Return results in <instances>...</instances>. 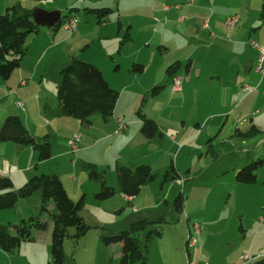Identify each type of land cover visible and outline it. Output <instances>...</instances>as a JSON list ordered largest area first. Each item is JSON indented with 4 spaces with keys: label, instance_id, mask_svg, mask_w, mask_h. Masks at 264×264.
Listing matches in <instances>:
<instances>
[{
    "label": "crops",
    "instance_id": "obj_1",
    "mask_svg": "<svg viewBox=\"0 0 264 264\" xmlns=\"http://www.w3.org/2000/svg\"><path fill=\"white\" fill-rule=\"evenodd\" d=\"M16 1L0 0V11L10 7L13 2L16 4ZM70 1L66 4L71 7L66 20L82 8L86 23L81 25L78 19L76 31L66 30L62 22L58 25L61 29L41 27L29 38L27 54L20 66L9 78L0 76V128L7 116L18 115L38 141L48 136L53 142L52 157L39 161L34 147L0 141V175L12 178L14 190H18L34 175L56 174L73 201L83 195L86 200L89 199L90 193L96 192L100 185L89 178L90 159L80 153L111 137L114 140H138L143 146L139 157L132 154L116 158L108 164L111 169L109 173L117 183L115 171L118 165L134 167L143 163L153 169L156 164L162 163L166 167L169 159L164 150L168 151L172 160L171 148L176 151L175 162L179 166L178 159L184 148L190 145L188 153L191 154L193 144L203 131L212 136L220 123L227 130H231V127L247 129L253 125L256 127L255 134L264 133V75L255 70L258 50L252 45V41L264 45V0H195L192 5L187 4L186 0H145L148 6L144 11L139 8V2L145 3L141 0H84L79 8ZM107 4L115 9L112 8L113 14L108 22L104 18V22L103 19L92 21L90 18L93 15L85 10ZM44 8L61 9L57 6ZM72 8L75 9L70 11ZM233 16H238L239 21L230 26L227 20ZM127 33L129 38L123 40ZM97 41L102 42L101 53L95 47ZM88 51L90 54L86 55ZM73 58L97 65L116 90L118 72L124 67L131 80L121 84V91L129 92L130 96L136 92V88L131 90L134 79L138 77L135 74H142L148 66L156 65L155 75L159 73V77H164L165 73L167 78L164 87L171 84L172 89L174 77L182 78V89L174 92L183 98L184 106L189 97L201 99L198 104L195 101L191 104L196 106V110L192 112L191 109L183 114L182 127H176L179 124L174 122L159 124L154 116L162 135L152 140L146 139L141 132L142 121L138 115L135 117L132 111L129 112L132 107H122L119 98L110 117L104 118L95 113L91 125L84 126L79 119L65 115L59 102L49 100L51 98L48 96L57 95L60 71ZM176 62L179 66L175 75L170 76L167 69ZM134 64H141L142 71L133 70ZM161 82L163 80L153 81L152 87ZM249 86L252 90H247ZM19 102L23 106H19ZM42 103H45L44 111L40 108ZM121 125H125V128L117 133ZM54 133L58 141L53 140ZM77 133L81 139L78 149L73 152L69 141ZM232 135L238 134L234 132ZM154 144H159L157 153L153 149L158 145ZM81 145L85 148L80 149ZM77 154L83 162L81 166L75 158ZM181 180L183 182L184 178L181 177ZM118 189L121 192L120 186ZM143 193L155 195L154 201L142 202L139 196ZM123 196L133 207L129 222L156 219L158 214L155 212L161 209L163 199L169 203L168 199L158 194L157 185L150 183L144 185L135 197ZM40 205L41 191L19 198L14 211L0 210V224L36 216L40 212ZM53 206L51 203V211L54 210ZM182 211L185 213V206ZM191 218L190 214L187 215V219ZM45 219L47 228L33 230V240L23 241L11 253L0 249V264H51L52 220L50 215ZM200 235L203 240L202 231ZM198 245L200 241L193 246V253L199 252L201 246ZM106 248L108 263L112 259L120 260V244H111ZM188 255L191 257V251H188ZM243 255H240L238 264H244ZM258 256L255 262L261 261Z\"/></svg>",
    "mask_w": 264,
    "mask_h": 264
},
{
    "label": "rangeland",
    "instance_id": "obj_2",
    "mask_svg": "<svg viewBox=\"0 0 264 264\" xmlns=\"http://www.w3.org/2000/svg\"><path fill=\"white\" fill-rule=\"evenodd\" d=\"M83 1L71 0L70 2H74L77 4L76 7L79 8ZM141 1L145 3L139 2L141 3L139 8L144 11L148 6L147 1ZM16 2V4L20 3L23 7L29 9L60 10L63 14L62 22L69 16L68 10L71 8L66 5L69 0H18ZM14 4L13 2L10 6ZM44 6H57L61 9H46ZM101 6L111 7L108 4ZM80 10L75 16L83 25L86 23L85 15L82 8ZM5 12L6 8L0 11V15ZM90 14L93 15L90 18L92 21L98 20L95 14ZM112 14L113 12L104 18L106 22L109 21ZM104 19L102 22H104ZM58 28L61 29V26ZM95 47L98 48L99 53L102 52V42L97 41ZM89 54L90 51L86 53V55ZM156 71V65H152L148 66L144 73L135 74L138 77L136 80L134 79L133 89L131 90L136 88V92L135 95L130 96L129 92L122 93L121 91V84H127L131 80L129 79V73L125 72L123 67L118 72V81H116L118 84L116 88L120 92L121 106L128 105L132 107L129 112L132 111L135 117H137L138 109L142 108V111L148 117L150 116L149 118L155 120L156 117L159 124L174 122V124H179L176 127H182L183 114L191 109L192 112L196 110V106L191 104L194 101L198 104L201 97L196 98V100L194 96L189 97L187 99L188 103L184 106L183 98L172 91L171 84L164 87L158 95H149L152 84H154L153 81L163 80V83L158 84L161 86L167 81L165 73L163 74L164 77H159V73L155 75ZM139 88L142 89L138 91ZM48 96L51 98L49 100L57 103V95ZM143 98H146V100L143 101ZM44 106L45 103H42L40 107L42 111L45 109ZM221 126L220 123L212 136L207 135L204 130L193 144L194 148L191 154L188 153L191 148L190 145L185 147L178 159L180 167L175 162L177 154L174 148L170 150L172 160L168 151L164 150L169 159L166 167H163L162 163L153 167L156 178L150 182V185L155 186L156 184L158 194L168 199L169 203L167 204L163 199L161 209L155 212L158 214L156 218L164 217L167 222L163 224L162 238H155L149 244V264H197V262L198 264H238L241 254H246L251 258L257 257L258 252L264 255V163L257 170L256 182L245 183L238 181L236 178L238 172L249 163L258 160L264 161V133H253L243 137L232 135L234 132L237 134L236 127L227 130L226 127ZM252 127L253 125L247 129L241 128L239 131L249 132ZM220 128H222L221 132H219ZM53 135L55 136L53 140L58 141L56 133ZM154 145H158L153 149L157 153L159 144ZM83 148L81 145L80 149ZM142 149L143 146L138 140L132 141L130 138L114 140L111 137L100 141L91 149H84L80 153V155L86 156L85 158H89V162L98 165V171L101 175L99 178H91L90 171L88 172L89 178L97 181L100 185L96 192L101 190L102 176H104L107 185L116 189V194L109 199L98 200L95 197L96 192H94L90 193L89 199L84 200L81 215L90 225V228L78 243H75L70 236L65 239L66 258L64 264H109L108 251L106 250L108 248H106L102 236L110 233V230L118 233L126 228L130 223L128 220L131 218L133 207L119 191V180L116 171L117 183L109 173L111 169L108 164L116 158H124L132 154L139 157ZM80 155L77 154L75 158L81 166L83 162L79 160ZM172 161L177 172L184 178L183 182H181V177L176 180H165V172L169 169ZM181 193L185 196V213L177 210L175 204L176 197ZM154 196L150 193H143L139 197L142 202L148 203L154 201ZM81 197L75 199V202L79 201ZM14 209L15 207H12L7 211H14ZM189 214L192 217L190 220L187 219ZM46 216L48 214H45ZM20 220L7 221L5 224L19 222ZM194 222L200 225L204 236L203 240H201L200 233L196 237L197 242L200 241L198 247H201L199 252L193 253L195 247L188 248L186 240H188V235L193 232L192 224ZM69 233L73 234L74 228H71ZM188 251H191V257H189ZM263 259L264 256L258 258V260ZM112 262L120 264V260L117 258ZM51 264H53L52 260Z\"/></svg>",
    "mask_w": 264,
    "mask_h": 264
},
{
    "label": "trees",
    "instance_id": "obj_3",
    "mask_svg": "<svg viewBox=\"0 0 264 264\" xmlns=\"http://www.w3.org/2000/svg\"><path fill=\"white\" fill-rule=\"evenodd\" d=\"M36 1V0H35ZM72 8L70 11L74 10ZM87 12L96 15L98 20L108 16L113 10L111 8H86ZM33 9L23 7L20 3L14 4L0 15V76L7 79L17 69L27 54L28 40L40 30L33 18ZM264 14V6H263ZM64 21V20H63ZM58 25L54 28L56 29ZM129 38L127 33L123 40ZM179 63L171 64L167 72L170 76L175 75ZM141 64H134L133 70L142 71ZM60 84L57 89L59 107L67 116L80 120L84 126L92 123L95 113L108 118L113 114L119 91L113 88L105 78L102 70L95 64L79 58H73L60 71ZM164 86L152 87L149 95H158ZM146 98H143L145 101ZM137 115L142 121L141 132L148 140L162 135L156 120L149 118L139 108ZM256 131L253 126L249 132L237 130V134L243 137L252 135ZM0 141H12L20 145L32 146L38 152L39 161L52 157L53 144L46 136L44 141H38L27 129L18 115H9L0 128ZM264 163L263 160L253 161L243 167L237 174V180L245 183L257 181V170ZM89 174L91 178H99L101 175L97 165L89 163ZM121 192L129 197L140 194L144 185L156 178L153 169L148 164H139L134 167L120 164L116 167ZM181 176L175 169L173 163L165 172V180H176ZM41 191V208L36 216L21 219L19 222L0 224V249L6 252H14L25 240H33V230H45L47 221L45 214L51 216L53 228L51 234V256L53 264H64L66 254L64 242L67 237H72L75 243L85 235L90 225L81 215L84 205V195L79 201H73L67 193L62 180L56 174H39L28 179L18 190H14V183L10 176L0 175V210L15 206L19 198H26ZM116 194V189L107 185L105 177L102 176V186L95 193L98 200L109 199ZM185 196L183 193L176 197L177 210L182 211ZM54 204V210H50V204ZM167 220L164 217L149 219H138L118 233H107L102 236L106 246L111 244L121 245L120 264H149L148 247L153 239L161 237L163 224ZM74 228V233L69 230ZM264 260V259H263ZM263 260L254 264H260ZM109 264H113L112 260Z\"/></svg>",
    "mask_w": 264,
    "mask_h": 264
},
{
    "label": "built area",
    "instance_id": "obj_4",
    "mask_svg": "<svg viewBox=\"0 0 264 264\" xmlns=\"http://www.w3.org/2000/svg\"><path fill=\"white\" fill-rule=\"evenodd\" d=\"M186 2L187 4L192 5L194 4L195 0H186ZM238 21H239L238 16L230 17L227 20L230 26H234ZM77 24H78V19L75 16L69 17L67 20L62 22L63 27L66 30H70V31H76ZM252 45L258 50V59L256 61L255 70L259 74L264 75V45H261L256 41H252ZM172 89L173 91H180L182 89V78L181 77L179 76L174 77ZM247 90H252V88L249 86ZM18 105L23 106V103L19 102ZM124 128H125V125H121L116 132L120 133ZM80 139H81L80 134H74L72 138L70 139L69 142L71 144L73 152H76V150L78 149L77 145ZM200 231H201L200 225L198 223H194L193 232L188 235V240H187L188 247H193L196 244L197 242L196 237L199 235ZM261 256L263 257L264 255H259L258 257H261ZM256 258L257 257L251 258L246 254L242 256V260L244 264H254Z\"/></svg>",
    "mask_w": 264,
    "mask_h": 264
},
{
    "label": "water",
    "instance_id": "obj_5",
    "mask_svg": "<svg viewBox=\"0 0 264 264\" xmlns=\"http://www.w3.org/2000/svg\"><path fill=\"white\" fill-rule=\"evenodd\" d=\"M62 11H48L42 8H34L32 18L40 27L54 28L62 22Z\"/></svg>",
    "mask_w": 264,
    "mask_h": 264
}]
</instances>
